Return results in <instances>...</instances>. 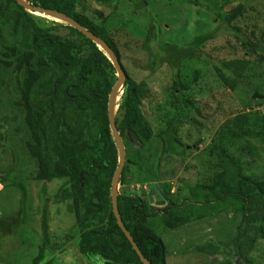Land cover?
Wrapping results in <instances>:
<instances>
[{
    "label": "trees",
    "instance_id": "obj_1",
    "mask_svg": "<svg viewBox=\"0 0 264 264\" xmlns=\"http://www.w3.org/2000/svg\"><path fill=\"white\" fill-rule=\"evenodd\" d=\"M25 1L33 8L71 18L113 51L125 76L119 117H115L124 146L128 144L127 137L138 138L157 143L162 154L184 157L186 146L178 139L182 114H175L163 129L153 130L142 110V101L150 96L146 81L136 82L125 71L118 47L106 30L107 17L90 11L85 0ZM190 1L199 5L196 0ZM220 3L223 2L220 0ZM243 12L242 5L231 9L226 13L227 23L233 24ZM218 14L222 12L219 10ZM35 16L18 6L15 0H0V146L9 149L11 165L4 163L5 157L0 158V164L9 165L6 173L11 170L13 174H20L26 167L28 180L66 181L79 234L75 246L82 257L96 259L101 264H142L118 227L111 207L110 188L117 168V150L109 129L107 103L116 73L98 47L77 30L53 20L45 21L43 15ZM61 28L69 32L66 37L55 34ZM149 38L138 48L145 53L148 74L155 73L165 63L180 62L181 52L170 44L158 48L164 52L174 48L167 59L157 56L158 52H151L147 47ZM155 60L156 63H152ZM261 60L264 62V58ZM248 67V61L242 59L214 68L223 86L230 91L244 90L250 96L247 99L253 102L251 96L256 89L243 79ZM187 89L180 79L172 80L171 109L177 110L183 105L177 92ZM250 140L264 145V115L258 119L246 114L225 121L203 152L215 159L211 166L215 171L212 183L198 182L183 189L181 204L172 202L169 183L154 181L155 185L150 186L152 199L158 196L159 201H169L159 208H153L154 203L146 196H128L118 190L117 210L121 221L149 264H166V248L152 221L159 220L166 230H179L202 217L199 210L207 207L192 202L201 198L206 202L216 200L228 211L233 207V212L241 213L240 225L229 243L240 260L236 264H251L246 255L257 236L264 238V181L244 176L245 169L240 167V161L228 153L229 147H235L238 141L251 146L249 150L255 153L256 148ZM134 176L125 146V164L118 185H125L126 179ZM2 180L0 178L1 185ZM46 217L44 208L40 217L41 233L49 246ZM21 218L18 213L10 217L2 213L1 243L6 237L18 236ZM257 221L260 222L258 228L252 226ZM193 251L206 257L230 252L212 241ZM0 261L10 264L4 258Z\"/></svg>",
    "mask_w": 264,
    "mask_h": 264
},
{
    "label": "rangeland",
    "instance_id": "obj_2",
    "mask_svg": "<svg viewBox=\"0 0 264 264\" xmlns=\"http://www.w3.org/2000/svg\"><path fill=\"white\" fill-rule=\"evenodd\" d=\"M85 1L90 11L107 17L106 30L118 47L125 71L136 82L146 81L150 96L142 101V110L153 130L163 129L176 117L175 114L183 116L178 139L186 146V151L181 159L162 154L161 146L153 141L127 137L125 146L135 176L126 179V184L118 186V190L128 196L144 198L153 194L150 186L155 185L154 181L169 183L172 185V202L181 204L183 189L198 182L212 183L215 171L211 166L215 159L208 158L203 152L220 126L236 116L250 114L252 118L260 119L264 115V62L261 60L264 58V0H221L223 3L220 0H196L198 6L190 0ZM237 5H242L243 15L229 25L226 13ZM219 10L222 14H218ZM68 33L65 28L55 32L60 37H66ZM149 36L147 47L151 52H158L157 56L167 59L174 48H168L169 52L158 48L170 44L181 52L180 62L165 63L155 73L148 74L145 53L138 48ZM242 59L249 63L243 79L252 83L261 97L253 102L247 99L249 94L244 90L230 91L223 86L215 73L214 67ZM175 79L188 86L186 91L177 92V98L183 103L177 110L170 107L173 98L170 86ZM121 98L122 91L115 100L114 117H119ZM250 143L256 148L255 153L242 141L229 147L228 153L240 161V167L245 169L244 176L262 182L264 145L254 140ZM10 155L9 149L1 145L0 158L5 157V164H10ZM8 167L0 164V178L3 179L0 217L2 213L9 217L18 213L22 215V223L17 237H6L5 242H0V259L4 258L10 264H101L96 259L82 257L76 250L79 234L66 181H32L28 180L26 167L20 174H13L11 170L6 173ZM192 202L207 207L199 210L202 217L196 222L170 231L164 229L159 220L152 221L166 248V264L239 262L229 241L240 225L241 213L233 212V207L228 211L216 200L206 202L201 198ZM162 206L152 205L153 208ZM44 208L49 246L41 233L40 217ZM252 226L258 228L260 222H254ZM208 241L222 244L229 254L206 257L193 251ZM246 259L251 264H264V238L260 235L254 240ZM0 264L3 263L0 261Z\"/></svg>",
    "mask_w": 264,
    "mask_h": 264
},
{
    "label": "water",
    "instance_id": "obj_3",
    "mask_svg": "<svg viewBox=\"0 0 264 264\" xmlns=\"http://www.w3.org/2000/svg\"><path fill=\"white\" fill-rule=\"evenodd\" d=\"M15 2L17 3L18 6L23 8L28 13H32L34 15H43L45 18H53V21L62 23L66 26H69L77 30L85 38H87L89 41H91L98 47V49L104 54V56L108 59L112 68L114 69L116 73L115 74L116 82L112 87L107 103V118L109 122V129L117 150V168L113 174V178L111 181V188H110L111 207L118 227L120 228V230L122 231L128 242L130 243L132 249L138 256L140 262L142 264H149V262L141 255L139 249L137 248L130 234L126 231L117 210L118 182L125 164V149L122 139L116 129L115 117H114L115 100L117 99V95L119 94V92H121L125 82V76L120 63L117 60V57L115 56L113 51L101 39L87 32L83 27H81L71 18L55 11L45 10L41 8H33L30 5H28L25 0H15ZM259 98L261 97H259L257 93L253 94V99H259ZM148 198H149V202H152L153 200L157 201L159 199V197H154L152 199L151 196H149Z\"/></svg>",
    "mask_w": 264,
    "mask_h": 264
},
{
    "label": "flooded vegetation",
    "instance_id": "obj_4",
    "mask_svg": "<svg viewBox=\"0 0 264 264\" xmlns=\"http://www.w3.org/2000/svg\"><path fill=\"white\" fill-rule=\"evenodd\" d=\"M165 200H166V199H165ZM152 202H153L155 205H157V204L161 205V204H162V205L164 206V205L167 204V201H161V200H160V201H159V200H157V201H152ZM167 205H168V204H167Z\"/></svg>",
    "mask_w": 264,
    "mask_h": 264
},
{
    "label": "clouds",
    "instance_id": "obj_5",
    "mask_svg": "<svg viewBox=\"0 0 264 264\" xmlns=\"http://www.w3.org/2000/svg\"><path fill=\"white\" fill-rule=\"evenodd\" d=\"M121 91H122V90H121ZM118 186H119V185H118ZM149 196H150V195H149ZM149 196H148V197H149ZM154 197H158V196H154ZM154 197H153V198H154ZM150 203H153V202H150Z\"/></svg>",
    "mask_w": 264,
    "mask_h": 264
},
{
    "label": "crops",
    "instance_id": "obj_6",
    "mask_svg": "<svg viewBox=\"0 0 264 264\" xmlns=\"http://www.w3.org/2000/svg\"><path fill=\"white\" fill-rule=\"evenodd\" d=\"M0 188H1V186H0ZM1 190V189H0Z\"/></svg>",
    "mask_w": 264,
    "mask_h": 264
}]
</instances>
